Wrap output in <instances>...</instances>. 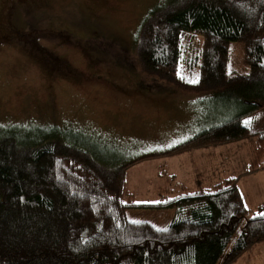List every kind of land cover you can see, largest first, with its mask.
Returning <instances> with one entry per match:
<instances>
[{"label":"trees","instance_id":"1","mask_svg":"<svg viewBox=\"0 0 264 264\" xmlns=\"http://www.w3.org/2000/svg\"><path fill=\"white\" fill-rule=\"evenodd\" d=\"M185 33L201 37L194 83L178 71ZM231 41L243 46L244 72L229 69ZM131 48L141 72L222 101L229 115L169 148L115 164L56 125L31 134L0 127V264H232L264 241V216L257 215L264 201L247 216L237 176L194 189L177 184L153 202L135 201L125 180L138 161L250 135L252 166L239 174L254 167L264 130L252 133L243 118L264 107V0H163L141 18ZM135 207L172 209L173 217L158 228L128 219L125 210Z\"/></svg>","mask_w":264,"mask_h":264},{"label":"rangeland","instance_id":"2","mask_svg":"<svg viewBox=\"0 0 264 264\" xmlns=\"http://www.w3.org/2000/svg\"><path fill=\"white\" fill-rule=\"evenodd\" d=\"M162 1L0 0V127L20 125L31 134L35 126L56 125L101 162L115 164L169 148L228 116L222 101L184 92L138 69L131 48L138 24ZM200 46L198 34H183L178 71L187 80L197 78L193 60ZM242 51L240 42L229 43L230 70H246ZM243 120L251 131L263 125L264 107ZM250 137L138 161L126 169V186L138 202L159 200L161 189L171 196L177 184L193 189L202 181L193 176L195 157L198 171L214 173L203 182L229 175L228 167L241 172L252 166L255 144L249 141L256 138ZM216 151L236 159L225 155L217 162L211 157ZM259 175L241 173L237 184L247 216L264 200ZM125 215L163 228L173 210L135 207ZM232 264H264V241Z\"/></svg>","mask_w":264,"mask_h":264},{"label":"crops","instance_id":"3","mask_svg":"<svg viewBox=\"0 0 264 264\" xmlns=\"http://www.w3.org/2000/svg\"><path fill=\"white\" fill-rule=\"evenodd\" d=\"M247 122V121H246ZM247 124H248V122H247ZM249 125V124H248ZM259 130H264V124L263 125H261V126H258V128L256 127V128H254V130H250L252 133L253 132H256V131H259ZM251 137L250 138H254L255 137V135H250ZM247 138V137H246ZM250 143L252 142V144L254 145V143H255V141L254 140H251V141H249ZM218 145V144H217ZM210 146V145H209ZM205 147V146H204ZM194 149V148H193ZM191 150V149H190ZM202 154H203V158H207V154H204L203 152H202ZM225 155H227L231 160H234V159H236V156L234 155V157L232 156L233 154L232 153H227V154H225V152H220V151H216L214 154H212V156L211 157H215L214 159L217 161V162H220V160H222V159H224V157H225ZM254 156V155H253ZM231 157H233V158H231ZM253 158V157H252ZM262 159H264V150L258 155V156H256V159H255V162H254V167L251 169V170H249L247 173H249V174H253V173H256V174H260L259 176V179L260 178H263L264 177V160H263V162H259L260 164H258V160L259 161H261ZM195 160H196V157L195 158H192V159H190V161L194 164V166H193V170H194V173H193V176L195 177V178H201L202 179V181H201V183L199 182L198 184H197V187H207V186H210V185H212V184H214L215 182H217V181H220V180H222V179H224V178H226V177H229V176H237V180H236V183L238 184V181H239V178H240V172H236V171H239V170H235V171H232V169H230L229 167L227 168V171H226V173H228L229 175H227V176H222V177H217V178H214V180H212V181H208V182H203V181H207L208 180V177L206 176V174H209V175H212V174H214L213 172H209V170L208 169H205V168H203L202 167V169L201 170H199L198 171V168H199V166H196V164H195ZM252 160V159H251ZM194 161V162H193ZM208 168V167H207ZM221 168H223V167H221ZM231 172H236V174H230ZM224 173V172H223ZM223 173L221 174V175H223ZM244 173H246V172H244ZM239 174V175H238ZM174 175V174H173ZM194 186V185H193ZM238 186V185H237ZM197 187H195V188H197ZM188 189H190V188H188ZM194 189V188H193ZM262 201H264V200H260L258 203H260V202H262ZM257 203V204H258Z\"/></svg>","mask_w":264,"mask_h":264},{"label":"snow or ice","instance_id":"4","mask_svg":"<svg viewBox=\"0 0 264 264\" xmlns=\"http://www.w3.org/2000/svg\"><path fill=\"white\" fill-rule=\"evenodd\" d=\"M194 82H196V81H193V83H194ZM257 215H262V216H264V213H258Z\"/></svg>","mask_w":264,"mask_h":264}]
</instances>
